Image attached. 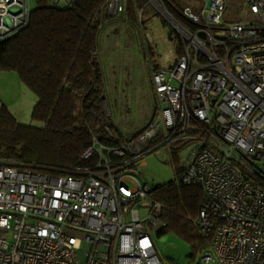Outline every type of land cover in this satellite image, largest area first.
<instances>
[{"label": "built area", "instance_id": "2783aa9c", "mask_svg": "<svg viewBox=\"0 0 264 264\" xmlns=\"http://www.w3.org/2000/svg\"><path fill=\"white\" fill-rule=\"evenodd\" d=\"M131 3L146 39L154 116L137 135L119 137L106 116L119 141L95 139L82 156L95 166L63 175L0 165V264H163L151 231L167 227L169 207L139 179V162L162 148L180 153L184 183L203 189L196 222L211 249L201 263L264 264V188L256 182L264 184V0H245L247 16L234 20L229 0ZM121 7L109 0L106 9L118 16ZM150 7L171 26L170 65L147 23ZM31 12L30 0H0V39L25 28Z\"/></svg>", "mask_w": 264, "mask_h": 264}, {"label": "trees", "instance_id": "16d2710c", "mask_svg": "<svg viewBox=\"0 0 264 264\" xmlns=\"http://www.w3.org/2000/svg\"><path fill=\"white\" fill-rule=\"evenodd\" d=\"M109 0H76L67 8L36 0L29 24L0 39V73L17 72L36 94L32 122L20 123L11 109L0 111V165L73 173L78 166H95L97 159L83 160L95 139L109 144L119 140L106 131L107 89L102 65L97 60L99 38ZM128 19L138 22L132 3ZM116 137L121 132L113 125ZM178 179L156 186L153 197L169 207L168 225L186 238L195 250L208 251L211 240L196 222L204 192L184 183L185 169L175 154ZM258 182L264 188V184Z\"/></svg>", "mask_w": 264, "mask_h": 264}, {"label": "rangeland", "instance_id": "374dc122", "mask_svg": "<svg viewBox=\"0 0 264 264\" xmlns=\"http://www.w3.org/2000/svg\"><path fill=\"white\" fill-rule=\"evenodd\" d=\"M128 3L129 0H122L120 14L110 19L106 17L99 38L97 60L102 65L105 74L107 113L109 116H113L115 128L121 132L133 134L147 125V122L139 118L136 112L140 94L152 90L153 81L149 69V57L146 56V39L138 22L134 23L128 19ZM30 5L34 8L36 0H30ZM229 13L228 20L247 16L248 8L245 5V0H229ZM107 14L108 11L105 9L104 15ZM147 15L158 25L160 24L162 26L160 29H163L165 33L170 32V24L152 7L148 9ZM151 22L147 23L153 31ZM155 32H159V30L154 27L153 33L155 34ZM158 34L155 39L160 48ZM171 44L175 45L174 42ZM162 50L167 53L169 49H165L163 46ZM173 59L174 57L170 61L172 62ZM37 103L36 94L22 81L17 72L0 73V111L2 106L6 105L20 123L31 125L33 123L31 116ZM165 156L169 158V161L164 160ZM177 169L178 163L175 161V157L168 149L162 148L139 162V179L152 186L165 185L178 179ZM128 185L132 188L136 187L132 183H128ZM142 213L145 215L146 210H143ZM151 233L163 264H203L201 262L204 251L195 250L192 244L175 230L159 231V229H155Z\"/></svg>", "mask_w": 264, "mask_h": 264}, {"label": "crops", "instance_id": "0c3cea01", "mask_svg": "<svg viewBox=\"0 0 264 264\" xmlns=\"http://www.w3.org/2000/svg\"><path fill=\"white\" fill-rule=\"evenodd\" d=\"M152 21L150 23L151 26H153V31H154V27L156 29L159 30V32H156V33H159L158 35V38H159V42H160V49H161V61L164 65H170L172 64L175 60H176V49H175V45L173 46L171 44V42L173 43L172 39H170L168 42L167 41V33H165L163 31V29H160V27L162 28V26L159 24H157L154 20H150ZM161 30V31H160ZM165 46V49H169L167 51V53L163 50H162V47ZM164 53V55L162 56V54ZM147 56V54H146ZM174 57L173 61L171 62V58ZM164 58V60H163ZM153 89L150 90V91H144L140 94V97H139V102H138V106H137V116L141 119H143L144 121L147 122V125L150 121V119L154 116V112H155V105H156V98H155V92H154V86L152 87ZM38 98V97H37ZM34 112V111H33ZM32 118V116H31ZM19 120V119H18ZM147 125L144 127L146 128ZM144 128H142L140 131H138L137 133H133V134H130V135H136L138 133H140ZM119 130V129H118ZM121 132V131H120ZM122 132H125V131H122ZM121 132V133H122Z\"/></svg>", "mask_w": 264, "mask_h": 264}]
</instances>
